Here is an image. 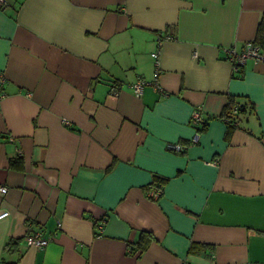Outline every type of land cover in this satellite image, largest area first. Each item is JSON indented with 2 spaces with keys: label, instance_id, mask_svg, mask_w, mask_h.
Returning a JSON list of instances; mask_svg holds the SVG:
<instances>
[{
  "label": "crops",
  "instance_id": "obj_1",
  "mask_svg": "<svg viewBox=\"0 0 264 264\" xmlns=\"http://www.w3.org/2000/svg\"><path fill=\"white\" fill-rule=\"evenodd\" d=\"M263 7L5 0L0 264H264V60L235 71L225 52L253 40ZM159 32L158 88L136 94ZM230 99L243 107L226 134Z\"/></svg>",
  "mask_w": 264,
  "mask_h": 264
},
{
  "label": "built area",
  "instance_id": "obj_2",
  "mask_svg": "<svg viewBox=\"0 0 264 264\" xmlns=\"http://www.w3.org/2000/svg\"><path fill=\"white\" fill-rule=\"evenodd\" d=\"M5 4V0H0V5ZM165 37H170L169 35H162L159 32L156 36V47L152 51V61L154 66V77L151 81L147 82L144 79L138 78L135 82L130 84V87L136 94H140L145 84H151L155 88H158L157 78L160 73L159 67V54H160V44L161 40ZM227 58L231 61L233 70H237L240 65H242L247 59H255V60H264V52L261 48L253 43L252 41L245 42L242 47L237 50L235 47H228L225 49ZM3 82V76L0 74V98L3 95L1 91V85ZM232 112H237V106L234 105L232 107ZM201 109L199 107H195L191 111L190 120L192 121L193 125L196 127L201 122ZM67 122V121H66ZM196 129V128H195ZM198 137V131L195 130V133L191 137L190 141L195 142ZM167 148L175 150V151H182L186 148V144L182 142H168ZM5 186H0V192H5ZM150 194L153 196H157L159 194L158 190H151ZM8 214V211L5 210L0 213V218L4 217ZM26 240L29 244H32L37 247H43L48 243L49 238L42 236L40 231H31L28 232L25 236Z\"/></svg>",
  "mask_w": 264,
  "mask_h": 264
},
{
  "label": "trees",
  "instance_id": "obj_3",
  "mask_svg": "<svg viewBox=\"0 0 264 264\" xmlns=\"http://www.w3.org/2000/svg\"><path fill=\"white\" fill-rule=\"evenodd\" d=\"M253 43H255L256 45H258L261 50L264 52V7L262 9L261 12V16L260 19L256 25V31H255V35L254 38L252 40ZM236 105L237 106V112L233 113L232 112V107ZM243 105H239L234 103L233 99H230L227 104L225 105V107L223 108L220 117H222L226 124H227V130H226V134H228L230 132V129L233 125H235L237 123V119H238V113L239 111L242 109ZM206 125V121H202L195 127L197 131H202L205 128ZM158 182H163V180H165V177H157ZM161 183H157L156 187L157 189L160 191L161 189ZM147 232L141 231V236L146 235ZM142 241V237L141 240L139 241L140 243Z\"/></svg>",
  "mask_w": 264,
  "mask_h": 264
}]
</instances>
